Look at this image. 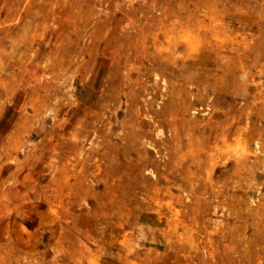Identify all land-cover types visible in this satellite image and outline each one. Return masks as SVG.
<instances>
[{
  "label": "rangeland",
  "instance_id": "rangeland-1",
  "mask_svg": "<svg viewBox=\"0 0 264 264\" xmlns=\"http://www.w3.org/2000/svg\"><path fill=\"white\" fill-rule=\"evenodd\" d=\"M170 2L0 0V264H264V0Z\"/></svg>",
  "mask_w": 264,
  "mask_h": 264
},
{
  "label": "bare ground",
  "instance_id": "bare-ground-1",
  "mask_svg": "<svg viewBox=\"0 0 264 264\" xmlns=\"http://www.w3.org/2000/svg\"><path fill=\"white\" fill-rule=\"evenodd\" d=\"M153 2L156 3V4H160L158 9L162 10V12L164 11V8H165L164 4L165 3H167L169 5L171 4V2L168 3L169 0H162V1H157V2H156V0H153ZM169 8L171 9V11H174V7L170 6ZM165 13H166V11L163 12V14H165ZM7 15H10V13L8 12ZM152 18L154 20L157 19L154 15L152 16ZM170 21H172L169 24L170 27L176 26V23H177L176 19L172 18ZM81 26H83V25H81ZM85 26H86V24L84 25V27ZM132 26H133V24H132ZM156 34L157 35H156L155 39L153 40V42L149 41L150 43L148 42L147 45L151 46V45L157 44L158 51H159V49H163L164 46L162 44V41L159 38L160 37L159 34L158 33H156ZM147 45H146V47L148 48ZM19 46H20L19 42L16 41L15 39H11L10 37H8V38L4 37L2 39L0 38V69H3L4 66L7 65L10 62V60L12 59L13 54L19 50L18 49V48H20ZM138 59L142 60V58H139V55H136L134 57V60H138ZM151 60H152V64H156L157 61H155L156 59L154 58V56H152V58H145L143 60V62L145 64H147ZM120 62H121L120 64H125L128 61L123 59V60H120ZM0 88H2L3 91L6 92V94H10L15 89V83H9L8 81L3 80L2 78H0ZM28 91H29V89H28ZM174 123H177V121H174ZM177 124H176V127H177ZM175 131H177V130H175ZM43 167H45V166H39L36 169V171H35V177H36L37 182L41 183V182L44 181L47 184V185H45V186H43L41 188L43 193L46 194V192L48 191L47 189L50 188V187H48V185H49L48 182H52V185H54L52 187V189L55 190V192H57L58 194L59 193H65L67 188H68V184L62 183L61 181L56 180L55 178H52V176L51 175H47V173L43 174L42 173V172H44ZM46 167H47V165H46ZM60 195H62V194H60ZM52 203L56 204V205L57 204H61V199L59 197H57V196L56 197L54 196V201ZM49 205H50V203H47V202L44 203V207L45 208H49L50 207ZM67 207L69 209H71L74 213H77V214H80V213L83 214V213H85V210H86V207L82 206L78 202L77 199L71 200L70 203L67 205ZM95 207H96L95 203L94 202H90V209H93Z\"/></svg>",
  "mask_w": 264,
  "mask_h": 264
}]
</instances>
